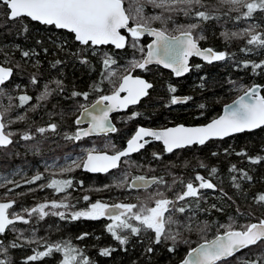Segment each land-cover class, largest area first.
Wrapping results in <instances>:
<instances>
[{
	"label": "trees",
	"instance_id": "1",
	"mask_svg": "<svg viewBox=\"0 0 264 264\" xmlns=\"http://www.w3.org/2000/svg\"><path fill=\"white\" fill-rule=\"evenodd\" d=\"M128 3L126 0V8L129 7ZM203 4L205 7L200 10L208 11L213 15V19L200 22L201 28L195 35L203 36V39L199 40L201 46L226 52V59L212 63L194 59L189 73L179 78L154 66L135 68L134 71L151 81L153 87L136 106L116 116L117 131L108 135L116 147H106L105 151H115L121 147L137 125L205 123L221 111L223 104L251 84L261 85L264 95V71L254 70L251 66L252 63L264 61V48L247 44L252 33L264 35V11L257 10L251 18L242 17L236 20L235 17L242 16L246 9H241L240 12L230 11V6L222 4L221 0H203ZM150 10L153 9L145 8V12ZM193 22L197 21L183 15H175L167 25L156 21L152 26L166 28L168 33L175 34L179 32L178 26ZM25 26L27 31H24ZM246 28H250L252 33H244ZM233 32L240 35H229L227 38L223 35ZM24 51L30 55L24 57ZM105 53L112 56L118 64L123 63L131 51L127 46L123 49H114L111 46L86 48L66 30L43 25L28 18L11 20L8 18L6 6L0 2V63L13 68L12 77L2 86L4 94L11 99L4 97V100H0V111L11 105V110L5 114L4 119L5 122L9 118L15 121L6 129L15 133L11 137L12 143L0 147V172H7L14 167L30 170L45 158L60 159L68 152L81 149L79 145L83 140L66 137L75 133V119L81 107L106 94L104 87L111 85L105 78L107 68L102 63ZM84 60L87 62H83ZM246 62L247 67L244 66ZM33 77L37 80L36 84L32 83ZM56 80L62 81V90L57 89L53 83ZM45 85H48L51 95L46 100L37 101L36 98L44 91ZM170 86H174L177 91L170 92ZM74 92L81 95L73 96ZM83 93L88 94L87 98ZM23 94L33 99L26 105L18 106L19 96ZM173 95L191 99L172 104ZM37 104L40 106L33 109ZM18 116H23L24 119L17 120ZM52 123L57 125L55 131L48 130L43 134L35 131L39 127L47 128ZM25 132L31 133L33 138L22 139ZM241 152L246 155H237ZM154 153L159 154L160 158L154 157ZM249 157L264 158V127L224 139L209 140L204 145H192L172 153L165 152L159 143H151L139 153L124 159L117 169L104 175H92L80 168L71 172L43 168L33 174L28 172L23 177H15L0 185V200L14 201V206L9 209L10 214L23 206H26L24 209L31 210L41 203L51 201H64L70 205L69 210H78L91 202V195L90 200L85 201V195L82 194L88 182L106 183L121 173H126L129 178L136 175L157 179L162 177L166 182L141 190H132L126 183L122 192L118 193L122 197L128 194L126 199L130 201L131 197L140 193L147 194L151 190L164 191L166 197L174 198L184 190V184L190 180L194 181L197 173L205 179H210L216 184V188L201 192L203 198L198 201V206L194 198L177 203V207L190 206L183 214L174 213V217L182 224H190L191 230L174 225L173 231H180L175 242L162 239L157 244L151 230L141 231L138 235H132L125 230L122 235H127L128 242L122 245L106 230L111 221L109 218L73 220L71 215L66 213L64 218L52 214L41 218L39 213L29 215L25 212L27 223L19 221L10 226L4 234H0V262L61 264L62 251L54 250L49 256L38 261L26 259L38 251H45L48 245L61 244L81 250L82 255L87 256L92 264H177L191 247L226 231L229 224H232L233 228H240L264 218V203L254 199L258 194L264 193V159L253 162ZM201 163L207 167H199ZM233 165L237 171H230ZM212 168H216L217 172L210 175ZM239 170L246 172L252 179H244ZM37 175H40L41 179L33 180ZM233 177H236L235 181ZM46 179H49V182L53 179H71L72 186L58 193L55 189L47 187V182H44ZM68 192L74 194V197L63 198ZM3 196L11 198L1 199ZM212 205L216 207L213 208ZM68 209L49 207L46 211L65 212ZM205 223L208 225L206 229ZM85 233L87 235L83 239H78ZM13 243L17 246L12 247ZM104 248L112 249L110 255L100 254ZM149 248L152 249L151 252L148 251ZM170 248L173 250L170 251ZM248 260H264V242L241 250L222 264H246Z\"/></svg>",
	"mask_w": 264,
	"mask_h": 264
},
{
	"label": "snow or ice",
	"instance_id": "2",
	"mask_svg": "<svg viewBox=\"0 0 264 264\" xmlns=\"http://www.w3.org/2000/svg\"><path fill=\"white\" fill-rule=\"evenodd\" d=\"M6 8L8 18L17 20L28 18L31 21L39 22L43 25L54 26L57 29L67 30L74 34V39L86 48H92L101 45H114L116 49H123L128 45L131 39V47H138V42L145 34L154 37L155 39L147 45V55L142 60L133 61L132 68L145 69L147 65L155 62L162 64L165 68L173 70L176 76H181L190 70L189 58L192 56L202 57L205 61L212 63L213 61H223L226 59L227 53L224 51H214L211 48L201 49L199 40L203 39L202 35H195L198 29L201 28L200 22H206L213 19V15L208 11L200 10L204 8L203 0H134L135 8L131 5L125 7L126 0H0ZM222 4L230 6V11L240 12L241 9H246L241 15L235 17L236 20L243 18H251L257 10L264 11V0H221ZM151 6L153 9L159 10L154 14H146L145 8ZM175 15H183L195 19L197 22L187 25H180L179 35L171 36L167 33L166 28H154L152 23L159 21L162 25H167L173 20ZM227 15V13H225ZM122 30H126L122 32ZM27 31V26L24 27ZM244 33H252L250 28L243 30ZM227 38L229 35L237 36L238 33H223ZM248 45H257L264 48V35L252 33L247 40ZM139 51L143 52L144 48L139 47ZM24 57L30 55L29 52L22 53ZM83 62H87L84 60ZM57 63H60L57 61ZM105 68L109 69L110 75H115L111 71V66L116 64V60L109 54H104L102 61ZM245 67L248 66L246 62ZM252 68L261 69L264 71V61L260 63H252ZM199 67V65H197ZM13 75L12 67L0 65V86H3L10 80ZM32 83L36 84L35 77L32 78ZM57 89L62 90V81L56 80ZM153 85L140 77H133L131 74L124 75L119 84V87L112 95H105L100 98L99 104L102 101H108L109 105L105 109H101L100 114H94L87 107L84 108V113L91 117V123L88 129H78L73 135L67 136V139L80 140L82 137L91 134L115 132L117 129L109 120V112L115 109L127 108L129 105H134L139 102L142 97L148 95V89ZM258 87L253 86L244 91L232 105L225 108L224 114L218 118L212 119L209 123L198 127H185L179 125L172 128L156 131L140 127L135 134L127 141V146L123 150H116L113 154L106 151H97L92 149L87 151L86 158L80 164H75V167H83L85 170L92 173H108L111 169H117L120 166L121 158L128 157L131 153L138 152L143 149L150 141L146 137L154 138L157 141H162L165 146V151L172 153L174 149L184 148L194 144L204 145L206 141L212 138L228 137L234 133H242L264 127V95L258 94ZM169 91L175 93L177 89L174 86L169 87ZM126 92L127 95L121 97L120 93ZM0 94H4V89L0 88ZM51 95L48 85L44 86V91L36 98L37 101H43ZM81 95L73 93V96ZM87 98V93H83ZM11 99V97H9ZM33 98L27 94L19 96V105L28 104ZM191 97L178 98L173 95L171 103L177 104L182 100L186 101ZM40 105H34L33 109ZM95 107V106H94ZM203 107V105H201ZM11 110V105L0 111V146H7L12 143L11 137L15 134L12 131L6 130L8 125L14 123L13 120L5 122V114ZM23 116H18L17 120H23ZM77 124L80 120L77 119ZM57 125L49 124L47 128L39 127L35 129L38 133H45L48 130L55 131ZM32 134L25 132L22 139H32ZM114 147V146H113ZM227 151V150H225ZM154 157L160 158L159 154L154 153ZM216 155V153H213ZM237 155H246V153H237ZM253 162H258L262 157L252 158ZM201 168L207 166L203 163L199 165ZM63 171L71 172L73 168L69 167ZM230 171H237L233 165ZM242 172L243 178L251 180L246 172ZM217 172L216 168H212L210 175ZM41 176L37 175L33 180H40ZM127 180V174H123V179L116 185L123 187ZM236 180V177H233ZM33 181H28L31 183ZM195 182H199L198 184ZM163 178L157 179L153 177L151 180L144 176L133 177L132 183L127 187L132 188H147L152 184H165ZM175 183V181H173ZM183 183V181H181ZM72 186L71 179L57 180L53 179L47 187L55 189L56 192H64ZM239 187V185H236ZM107 187V186H106ZM214 184L210 179H205L204 176L197 173L194 181L190 180L184 184V190L178 193L175 200L169 199L163 192H158L157 195L161 198L154 200V206H148L147 203H116L109 205L100 200L90 203L86 210L73 211L71 219L77 220L80 218L97 220L108 216L112 221L106 226V230L120 244L128 242L127 235L122 233L127 230L132 235H138L141 231L151 230L154 233V242L159 244L163 240H172L175 242L180 235L179 229L173 231V226H183L191 230L190 224H182V222L174 217V213H185L190 206L182 205L177 207V203L185 201L187 198H194L198 201L202 199V189H215ZM67 199V198H65ZM85 201H89V196H84ZM254 199L257 202L264 203V193L258 194ZM51 209H68L70 205L64 201L50 203H41L31 210L25 209L29 215L39 213L41 218L49 214L57 215L61 218L65 217L63 211H46ZM215 208V205H212ZM12 208V202L0 203V234H4L10 226H13L16 221H24L22 215H12L9 209ZM193 215H195L193 213ZM191 219V218H189ZM208 225L205 223L204 228ZM14 230V229H13ZM87 233L78 237L83 239ZM264 242V219H260L256 223H249L240 228H233L232 224L227 226V230L222 234L217 235L211 241H205L198 248H194L188 254L189 258L182 261V264H222L227 258L234 257L238 252L247 249L250 246ZM12 247L17 245L13 243ZM63 252L61 264H92L87 256L82 255L81 250L70 247L68 245L52 244L46 247L45 251H38L35 255L28 256L27 261H38L42 257L49 256L53 251ZM170 251L173 249H169ZM112 249H101V255H110ZM152 251L151 248L148 249ZM3 264V262H0ZM246 264H264V260H248Z\"/></svg>",
	"mask_w": 264,
	"mask_h": 264
},
{
	"label": "rangeland",
	"instance_id": "3",
	"mask_svg": "<svg viewBox=\"0 0 264 264\" xmlns=\"http://www.w3.org/2000/svg\"><path fill=\"white\" fill-rule=\"evenodd\" d=\"M128 2H129L128 4L131 5V7L134 9L135 8L134 0H128ZM149 7L151 9H153L151 6H148V8ZM155 12H157V10L153 9V10H150L149 12H145V13L146 14H154ZM127 47H129L130 51H131L129 57L125 61H123V63L121 62V63H118V64L111 66V71L114 72L115 75H110L109 69L107 68L105 78H106L107 82H109V84H111V85H109L108 87L107 86L104 87L106 94H108L109 92H112L118 88V84L120 82L121 77L125 73H128L133 69L131 67V64L133 61L142 60L144 51L143 52L139 51V47L144 48L142 41L139 40L138 47L134 49L133 47H131V39H129V43H128ZM103 57H104V55H103ZM2 59H4L6 61V63H8V60L5 57H3ZM23 62H25V61H23ZM106 94H103V95H106ZM4 97H6V98H4ZM3 98L8 99L9 97H7L6 94H2L0 97V100H4ZM1 111H3V109ZM9 120H10V118H9ZM77 129H78V126L76 125V130ZM76 130H75V132H76ZM131 133L129 134V136L131 135ZM113 146H114V144L111 143L110 138H101V139L99 138L98 140L97 139H94V140L84 139V141L81 143V145H79V147H81V149H78L77 151L72 152V153L68 152V154L64 155L60 159L45 158L38 165L32 167L30 170L29 169H21L20 167H14V168H11L7 172H0V185L3 183H6L8 181L13 180L15 177H23L26 174H28V172L33 174L36 171H39L40 169H43V168H45L47 170H52V171H63L64 169H67L69 167L73 168V170L78 169L79 167H75V164H73V161H75L76 164H80L81 159L83 160V158L87 154V151L92 150V149H96L97 151H101V150H104L106 147H111L112 149H114L116 146H114V147ZM112 149L108 150V151L113 152ZM49 179H46V181H44V182H47V185L51 183V181L49 182ZM122 179H123V173H121L118 176H115L114 178L107 181L106 183H104L105 181H103V182L101 181L99 183L100 185L98 183H94V184L91 183L90 184V182H88L86 184L87 186H85V188H84L85 190H83L82 194L85 196H89V195L92 196L90 203L95 202L96 200H100V201L105 202L109 205L116 204V203H133V200L135 198V202H134L135 204L147 203L148 206H154V200L161 198L160 196L157 195L158 192H163L166 195V193L164 191L151 190L147 194L146 193H140L137 195L134 194L135 197H131V201H130L129 199H126L128 194H125V196L122 197V195H120L118 193V192H122L121 191L122 187H118L116 185ZM128 179H129V176L127 175V180L124 182V185L127 183ZM206 190L207 189H202L201 192H204ZM149 193H150V196H149ZM62 197L69 199L71 197H74V194H72L71 192H68V193H66V195H64ZM7 198L9 199L11 197L10 196L1 197V199H7ZM167 198L173 199V200L175 199V197L174 198L167 197ZM90 203L86 207L80 208L78 210H69L68 209L67 211H65V213L67 215L68 214L71 215V213L73 211L86 210V208L88 206H90ZM24 208H26V206L19 208V210H17V211L11 212V214L12 215H23V216H25L24 215L25 214ZM111 222L112 221H110V223ZM186 240H189V238Z\"/></svg>",
	"mask_w": 264,
	"mask_h": 264
},
{
	"label": "water",
	"instance_id": "4",
	"mask_svg": "<svg viewBox=\"0 0 264 264\" xmlns=\"http://www.w3.org/2000/svg\"><path fill=\"white\" fill-rule=\"evenodd\" d=\"M154 28H157V27H154ZM67 31V30H66ZM145 35H147V34H145ZM177 35H179V33H177V34H175V35H171V36H177ZM149 36V35H148ZM150 38H151V40H150V42L147 44V45H149L150 43H152V41L155 39L154 37H152V36H149ZM102 46V45H101ZM111 46H113V47H115L114 45H111ZM201 49H208V48H204V47H201ZM146 55H147V46H146V53H145V55H144V57H146ZM143 57V58H144ZM193 57V56H192ZM194 57H197V58H199V59H201V60H204L202 57H198V56H194ZM191 58V57H190ZM190 58H189V60H190ZM188 63H189V61H188ZM0 65H2V66H5V65H3V64H1L0 63ZM149 65H159L160 67H162L163 69H165V70H167V71H169V72H171L175 77H177V78H179V77H182V76H184V75H186L188 72H186V73H184L183 75H181V76H176L175 75V73L173 72V70L172 69H170V68H165L162 64H157V63H155V62H153V63H151V64H149ZM148 66V65H147ZM5 67H10V66H5ZM127 74H131L133 77H140V78H142V79H144V80H146L144 77H142V76H139V75H134L132 72H129V73H127ZM126 74V75H127ZM122 80V79H121ZM147 81V80H146ZM147 82H149V83H151L150 81H147ZM253 86H259L258 87V94L259 95H263L262 94V86L261 85H259V84H253V85H251V86H249L248 88H250V87H253ZM247 88V89H248ZM149 90L150 89H148V92H149ZM244 94V91L242 92V93H240L238 96H236L235 98H233L231 101H229V102H227V103H225L223 106H222V108H221V111H220V113L216 116V117H214V118H218L219 116H221V115H223L224 114V110H225V108L227 107V106H229V105H232L241 95H243ZM112 95V94H111ZM120 95H121V97H123V96H125V95H127V93L126 92H122V93H120ZM146 97V96H145ZM145 97H142L140 100H142L143 98H145ZM178 98H184L185 96H177ZM139 100V101H140ZM98 101H100V98L99 99H97L96 101H94L93 103H91L90 105H88V106H86L88 109H89V111H93L94 112V114H100V111H101V109H105L106 108V106H108L109 105V102L108 101H102V102H100L99 104H97V102ZM135 105V104H134ZM95 106V107H94ZM130 106H132V105H129L128 107H130ZM127 107V108H128ZM127 108H123V109H115V110H113V111H111V112H109V120H110V122H111V124L115 127V125L113 124V122L111 121V115L113 114V113H115V112H118V111H124L125 109H127ZM213 118V119H214ZM77 119H79L80 120V123L79 124H86L87 123V126L85 127V128H83V129H88L89 128V126H90V123H91V117H89L86 113H84V108L83 109H81V111H80V113H79V115L77 116V118H76V121H77ZM212 120V119H211ZM211 120H209L208 122H206V123H204V124H193V125H188V124H182V123H179V124H175V125H170V126H167V127H164V128H152V127H147V126H142V125H140V126H138L137 128H136V130H135V132L140 128V127H144V128H147V129H151V130H156V131H160V130H164V129H167V128H172V127H176V126H179V125H184L185 127H198V126H203V125H206L207 123H209ZM254 130H256V129H254ZM247 131V130H246ZM246 131H244V132H246ZM252 131V130H251ZM135 132L133 133V135L135 134ZM107 133H110V132H107ZM102 134H106V133H99V134H96V133H94V134H91V135H89V136H92V135H102ZM235 134H238V133H234V134H232V135H235ZM132 135V136H133ZM232 135H230V136H232ZM131 136V137H132ZM131 137L129 138V139H131ZM229 137V136H228ZM224 138H227V137H223V138H212V139H210V140H213V139H224ZM128 139V140H129ZM145 139H148L150 142L151 141H155V142H159V143H161L162 145H163V147H164V149H165V146H164V144H163V142L162 141H157V140H155L154 138H151V137H146ZM127 140V141H128ZM127 141H126V143H125V145L121 148V149H119V150H123V149H125L126 148V146H127ZM209 141V140H208ZM149 142V143H150ZM207 142V141H206ZM147 145V144H146ZM145 145V146H146ZM187 147V146H186ZM140 150H142V149H140ZM139 150V151H140ZM174 150H176V149H174ZM138 151V152H139ZM101 152H103V151H101ZM109 153V152H108ZM114 153V152H113ZM113 153H109V154H113ZM135 153H137V152H135ZM135 153H131L129 156H131V155H133V154H135ZM124 157H122L121 158V160L123 159ZM82 170L83 171H85V172H89V171H87V170H85L83 167H82ZM112 170V169H111ZM110 170V171H111ZM90 174H98V173H92V172H89ZM99 174H103V173H99ZM136 177V176H135ZM153 177H146V179H148V180H151ZM132 180H133V178H131L130 180H129V182H128V184H131L132 183ZM153 185V184H152ZM151 186V185H150ZM149 186V187H150ZM148 188V187H147ZM132 189H137V188H132ZM138 189H144V188H138ZM6 202H12V206L14 205V202L13 201H0V203H6ZM105 217H108V216H105ZM16 222H19V221H16ZM15 222V223H16ZM256 222H258V221H256ZM256 222H253V223H256ZM220 234H222V233H220ZM220 234H217V235H220ZM217 235H215V236H213L212 238H210V239H208V240H205V241H211V240H213V239H215V237L217 236ZM205 241H202V242H200V243H197L196 245H194L192 248H190L185 254H184V256H183V258L177 263V264H182V261L183 260H185V259H188L189 258V253L191 252V250L192 249H194V248H198L201 244H204L205 243ZM0 243H1V238H0Z\"/></svg>",
	"mask_w": 264,
	"mask_h": 264
},
{
	"label": "flooded vegetation",
	"instance_id": "5",
	"mask_svg": "<svg viewBox=\"0 0 264 264\" xmlns=\"http://www.w3.org/2000/svg\"><path fill=\"white\" fill-rule=\"evenodd\" d=\"M124 31H126V30H123L122 32H124ZM150 40H151V38L148 36V35H144V36H142L141 38H140V41H142V43H143V45H144V53H145V51H146V46H147V44L150 42ZM144 53H143V56H144ZM142 59H143V57H142ZM194 59H197V60H200V59H198V58H196V57H191L190 58V60H189V66H190V68H191V63L194 61ZM154 67H158V68H161V67H159L158 65H153ZM135 70V68H133L131 71L133 72ZM169 72V71H168ZM137 74V73H136ZM175 78H177V77H175ZM120 81H121V79H120ZM151 82V81H150ZM120 83V82H119ZM152 83V82H151ZM115 91V90H114ZM114 91H112V92H109L108 94H106V95H110V94H112ZM102 96H105V95H100V96H98V97H96V98H94L91 102H93L94 100H96L97 98H99V97H102ZM90 102V103H91ZM140 102V101H139ZM89 103V104H90ZM89 104H84L82 107H81V109L82 108H84L85 106H87V105H89ZM136 106V105H135ZM81 109L79 110V112H78V115H79V113H80V111H81ZM129 109V108H128ZM128 109H126L125 111H118V112H115V113H113L112 115H111V121L113 122V124L115 125V127H116V129H117V122H116V116H118V115H121V114H124V113H126V111L128 110ZM77 115V116H78ZM78 126V129L80 128V129H83V128H85L86 126H87V123L86 124H78L77 125ZM136 128V127H135ZM135 128H134V130H135ZM133 130V131H134ZM133 131H132V133H133ZM131 136V135H130ZM130 136H128V138L130 137ZM106 138H108V135L107 136H105ZM100 138V136H91V137H86V138H83V139H81V140H83L84 141V139H88V140H94V139H99ZM127 138V139H128ZM126 139V140H127ZM126 140H125V142H124V144L121 146V147H119V148H122L124 145H125V143H126ZM154 143V142H153ZM149 144H151V143H149ZM160 144V143H159ZM81 145V144H80ZM162 146V145H161ZM80 168V167H79ZM80 170H81V168H80Z\"/></svg>",
	"mask_w": 264,
	"mask_h": 264
},
{
	"label": "bare ground",
	"instance_id": "6",
	"mask_svg": "<svg viewBox=\"0 0 264 264\" xmlns=\"http://www.w3.org/2000/svg\"><path fill=\"white\" fill-rule=\"evenodd\" d=\"M153 163V162H152ZM176 214V213H175Z\"/></svg>",
	"mask_w": 264,
	"mask_h": 264
}]
</instances>
